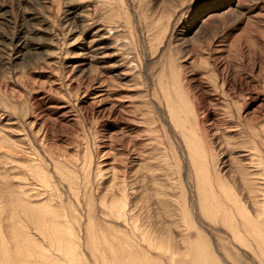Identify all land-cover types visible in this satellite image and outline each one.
Segmentation results:
<instances>
[{
	"label": "rangeland",
	"instance_id": "rangeland-1",
	"mask_svg": "<svg viewBox=\"0 0 264 264\" xmlns=\"http://www.w3.org/2000/svg\"><path fill=\"white\" fill-rule=\"evenodd\" d=\"M191 128L226 180L237 178V163H252L255 173L264 160V0H0V191L17 190L11 184L23 178L40 188L30 165L74 164L112 261L119 224L101 198L109 199L118 177L136 199L151 196L142 216L159 226L168 208L158 202L164 183L180 210L167 220L174 234L181 228L189 236L173 241L184 264L195 256L185 249L197 236L192 223L211 250L203 264H264L252 235L234 238L199 211L184 140ZM60 189L67 207H77L71 217L88 215L67 186ZM84 232V262L96 264Z\"/></svg>",
	"mask_w": 264,
	"mask_h": 264
},
{
	"label": "bare ground",
	"instance_id": "bare-ground-1",
	"mask_svg": "<svg viewBox=\"0 0 264 264\" xmlns=\"http://www.w3.org/2000/svg\"><path fill=\"white\" fill-rule=\"evenodd\" d=\"M188 133L192 135H185L184 140L189 154V165L194 169L195 182H197L195 186L198 188L196 193L199 211L206 219L213 220L216 224L220 222L234 235V238L238 237L239 240L245 241L244 236L252 235L256 240L253 245L257 244L261 254L264 255V173H260V170L264 171V160L260 165L255 166V173L248 171V167L254 168L252 163H248V165L237 163L236 172L233 170L234 167L232 169L237 178L226 180L224 175H220L214 170L213 154H209L206 147L202 146L200 135L196 129L191 128ZM3 143L5 144L4 140ZM6 147L10 150L9 154L14 151L10 145ZM253 150L258 151L257 148ZM51 162L54 163L53 170L42 164L28 167L30 168L29 172L34 175V180L40 183V188L33 187L30 182H25L29 179L23 178L19 185L11 184L17 190L9 187L8 191H0V264H85L84 253L81 251L82 244L79 240L81 237L79 233L84 232L83 230H85V244L87 246L91 244L89 250H91L92 257L96 259V264H155L156 259L149 256L154 253L160 257H174L175 264L187 263L185 258H178L182 252L179 247H176L177 244H173V241L177 237L186 239L189 236L181 228L179 233L174 234V223L171 224L168 221L179 217L178 211L180 210L175 208L176 204L172 203V199H168L171 196L167 191L166 184L163 183L159 186L156 184L159 192V204L162 207H168L165 211L166 220L158 226L152 217L142 216V211L145 212L144 208L152 206L153 200L149 198L151 196L136 199L137 197L129 194L128 185L124 182H117L118 177H116L115 187L111 189L110 195L108 194L109 199L107 200L108 196L104 195V198L100 200L101 205L107 209L106 215L110 222L119 224V226L115 225L116 228H112L113 231H111L119 233L114 237L117 247L116 249L114 246L109 248L111 253L116 254L117 257L115 260L108 261L102 252L104 249H100L102 239L106 240L108 236L95 231L97 227L93 217V196H89L88 202L84 200V196L88 194L86 191L90 187L84 181H79L78 170L74 168V164L68 166L65 162L55 159ZM51 170L55 175V181H53ZM61 186L68 187V191L73 194V197H76L82 209L88 208V215L84 217L83 213L81 219L71 217L73 215L71 212L74 209L77 210V207L74 203L67 207L63 202L65 196L63 198ZM82 187L85 195L81 190ZM240 188L245 190V194L241 193ZM132 194L134 195V191ZM145 195L148 194L145 193ZM155 196L157 197V194ZM183 216L186 215L183 214ZM239 219L241 220L238 221ZM192 225L195 227L197 236L191 243L192 245L187 243L189 248H185L187 251L191 248L194 249L191 253H194L195 256L192 261L190 260L191 262L189 261V264H203V256H200L205 255V252L210 248L207 245L204 246L205 243L201 238L202 231L196 230L199 229V227L196 228L197 223H192ZM75 231L79 233H75ZM138 239L143 241L146 246L137 245L142 244L137 243ZM188 240L191 242V239ZM183 242H187V239ZM204 258L208 259L206 256Z\"/></svg>",
	"mask_w": 264,
	"mask_h": 264
}]
</instances>
